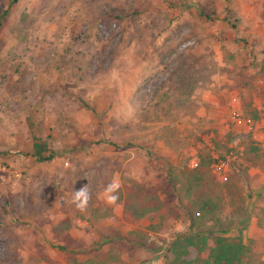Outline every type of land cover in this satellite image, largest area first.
Wrapping results in <instances>:
<instances>
[{
  "label": "rangeland",
  "instance_id": "374dc122",
  "mask_svg": "<svg viewBox=\"0 0 264 264\" xmlns=\"http://www.w3.org/2000/svg\"><path fill=\"white\" fill-rule=\"evenodd\" d=\"M252 83H264V0H0V264H76L70 253L91 250L67 229L106 221L112 194L157 207L150 243L165 264L177 236L200 231L243 239L244 264H264ZM234 97L259 138L232 121Z\"/></svg>",
  "mask_w": 264,
  "mask_h": 264
},
{
  "label": "crops",
  "instance_id": "0c3cea01",
  "mask_svg": "<svg viewBox=\"0 0 264 264\" xmlns=\"http://www.w3.org/2000/svg\"><path fill=\"white\" fill-rule=\"evenodd\" d=\"M252 84H256L260 91L264 90V83ZM253 130V137L259 138L258 128ZM104 204L113 208V214L107 217L106 221L98 218V223L94 227L80 229L77 224L83 223L76 219L77 224L73 222L74 225L71 224L67 229L73 235V240L81 243L79 246L82 250H91L88 254L84 251L83 254L87 256L81 257L82 253L78 255L77 252L75 255L70 253L68 257H78L80 262L102 257L106 264H116L118 259L121 261L119 264H165L160 256L161 252L151 247L150 243V236L154 235L156 228L151 217L153 213L134 219L132 213L124 209V205L116 204V200L115 202L105 201ZM209 242L212 244L213 239L210 238ZM206 251L209 253V248ZM93 252L98 255L94 256ZM93 256L96 258L94 259Z\"/></svg>",
  "mask_w": 264,
  "mask_h": 264
},
{
  "label": "trees",
  "instance_id": "16d2710c",
  "mask_svg": "<svg viewBox=\"0 0 264 264\" xmlns=\"http://www.w3.org/2000/svg\"><path fill=\"white\" fill-rule=\"evenodd\" d=\"M45 145L40 141L34 142V155L39 161H49L54 159L55 153L47 155L43 153ZM159 205V204H158ZM157 205V206H158ZM137 205H128L126 210L132 213L134 219L143 217L148 213H154L157 207H153L149 202H141ZM69 225H67L68 227ZM213 239V243L209 239ZM209 248L207 257L200 254ZM196 249L198 254L195 258L189 257L192 250ZM172 257L168 259L167 264H244L247 256L248 247L241 238H232L221 235H210L202 231L198 233H185L176 237L170 245ZM196 252V251H195ZM106 264L102 257L97 260L85 262L76 261V264Z\"/></svg>",
  "mask_w": 264,
  "mask_h": 264
},
{
  "label": "built area",
  "instance_id": "2783aa9c",
  "mask_svg": "<svg viewBox=\"0 0 264 264\" xmlns=\"http://www.w3.org/2000/svg\"><path fill=\"white\" fill-rule=\"evenodd\" d=\"M232 107H231V119L238 127L245 128L248 132H254L253 128L257 122L250 116H247L243 113L242 108L239 104L237 97L232 99ZM197 162H194L193 165L197 166ZM1 168V165H0ZM229 170V162L224 160H218L216 163L213 164V171L221 176L222 178L226 179Z\"/></svg>",
  "mask_w": 264,
  "mask_h": 264
},
{
  "label": "clouds",
  "instance_id": "9594fccd",
  "mask_svg": "<svg viewBox=\"0 0 264 264\" xmlns=\"http://www.w3.org/2000/svg\"><path fill=\"white\" fill-rule=\"evenodd\" d=\"M117 187H118V185H116V184H110L108 186L109 191L111 193H115ZM87 196H88V193H87V188L85 186L81 190L75 192L73 200H74L75 203H77V206H81L82 207L83 206L82 202L84 200H86ZM116 199H117V197H116L115 194H112V195L109 196V200L111 202H115Z\"/></svg>",
  "mask_w": 264,
  "mask_h": 264
}]
</instances>
